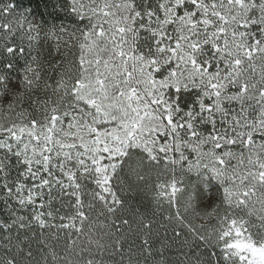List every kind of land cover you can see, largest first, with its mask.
<instances>
[{"label":"snow or ice","instance_id":"6c2138e0","mask_svg":"<svg viewBox=\"0 0 264 264\" xmlns=\"http://www.w3.org/2000/svg\"><path fill=\"white\" fill-rule=\"evenodd\" d=\"M40 4L0 0V264H264V0Z\"/></svg>","mask_w":264,"mask_h":264},{"label":"trees","instance_id":"16d2710c","mask_svg":"<svg viewBox=\"0 0 264 264\" xmlns=\"http://www.w3.org/2000/svg\"><path fill=\"white\" fill-rule=\"evenodd\" d=\"M21 2L22 5L30 6L34 9H37V11L43 9V5L40 4V0H21ZM37 5H39V8H37ZM128 199L130 203V212H135V210L139 208L141 212L148 210L150 213L154 209L152 193L150 189L144 185L135 187L134 190L128 194ZM129 219H132L131 215H129Z\"/></svg>","mask_w":264,"mask_h":264}]
</instances>
